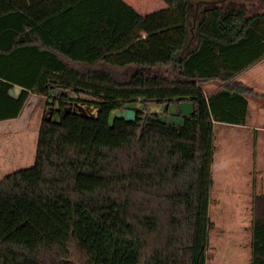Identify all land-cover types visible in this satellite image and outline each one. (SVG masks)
Instances as JSON below:
<instances>
[{"label":"trees","instance_id":"16d2710c","mask_svg":"<svg viewBox=\"0 0 264 264\" xmlns=\"http://www.w3.org/2000/svg\"><path fill=\"white\" fill-rule=\"evenodd\" d=\"M163 1L143 16L124 0H0V121L56 88L88 93L100 109L62 113L60 95L34 165L0 180V264H207L214 126L246 124L249 101L237 82L211 94L202 84L264 59V12ZM197 3L200 44L183 56ZM180 96L195 103L183 126L152 114L139 133L141 112L109 125L133 99ZM252 216L250 264H264V190Z\"/></svg>","mask_w":264,"mask_h":264},{"label":"rangeland","instance_id":"374dc122","mask_svg":"<svg viewBox=\"0 0 264 264\" xmlns=\"http://www.w3.org/2000/svg\"><path fill=\"white\" fill-rule=\"evenodd\" d=\"M233 1L243 3L248 14L264 12V0ZM45 101V98L32 95L22 115L9 121L7 136L0 138V180L14 171L34 165L39 128L45 115L42 103ZM251 132L250 136L254 138L255 134ZM252 138L244 143L247 149L245 147L243 151L239 148L240 141L231 140L228 132L223 131L219 138L221 143L215 158L223 159L228 167L221 169L225 164L217 161L221 166H216L213 172V206L209 213L213 226L209 230L207 264H250L249 193L264 190V143L261 149H254ZM5 139L11 140L5 143ZM239 152L244 157L254 153L255 160L249 157V162L241 163L238 169L233 163Z\"/></svg>","mask_w":264,"mask_h":264},{"label":"crops","instance_id":"0c3cea01","mask_svg":"<svg viewBox=\"0 0 264 264\" xmlns=\"http://www.w3.org/2000/svg\"><path fill=\"white\" fill-rule=\"evenodd\" d=\"M124 1H126L128 4L133 6L143 16H146L150 13L166 8V3L163 0H124ZM213 2L215 3L217 1H213ZM213 2H208V1L203 0L201 1V4H203L201 6H204V5H207L208 3H213ZM223 2L224 1L218 2V4L223 3ZM201 6H200V3H197L196 10L193 16L191 17V23L189 25V33H190L189 39H188L187 46H186L183 56H186L188 53H190L195 48H197L200 44L201 33L199 31V27H200V19L203 16L199 10ZM177 67H178L177 64L170 65L169 67L170 72H173ZM235 82L247 88V91H248V93L246 92V96L249 101V113L247 117V122L244 125H229V124L215 123V126H214L215 146H216L215 152L217 151V149L219 148V144L221 143L219 142V138L221 139L223 131H226L229 133L231 140L240 141L241 147L239 148H241L240 150L242 151L245 147L247 149V146H245L244 143L248 139L252 138L250 136V133H252L251 130L255 134V137L252 138V141L254 143L253 148L261 149L262 148L261 144L264 143L263 141L264 140V136H263L264 134V59L251 65L249 68L241 71L240 73L236 75L235 78L230 79L228 81H223L219 77L212 78V79H206L203 81L202 87L205 90V93L211 94ZM20 91H21L20 87H15L11 90V94L17 97ZM9 121L12 122L13 120L0 121V138L2 137V139L3 137L5 138L7 136L6 127ZM10 140L11 139H5L4 141L6 143V142H10ZM231 154L233 153H230V155ZM251 156H252V159L255 160L256 155H254V153H252V155L248 157H244L239 152L238 155H235V158H234L235 163H233L234 166L237 168L238 166H240L241 163H244V162L248 163L249 162L248 159ZM231 157L232 156H230V158ZM217 161L218 162L221 161L223 164L226 163L223 159H220V158L216 159L214 157L213 172H215L216 166L217 167L221 166L220 164H218ZM257 164L259 163L257 162ZM227 165L228 163L225 164V166L221 167V169H226L228 167ZM238 169H240V167H238ZM256 176L258 180H260V177L258 176V174ZM212 196H213V188H211V192H210L209 212H210L211 207L213 206ZM253 198H254V194L250 192L249 201H248V210L250 212V218H249L250 220H249V226H248L250 229V245H251V240H252L251 229H252V217H253L252 216Z\"/></svg>","mask_w":264,"mask_h":264},{"label":"water","instance_id":"95a60500","mask_svg":"<svg viewBox=\"0 0 264 264\" xmlns=\"http://www.w3.org/2000/svg\"><path fill=\"white\" fill-rule=\"evenodd\" d=\"M67 94L70 99L77 100L78 96L73 90H67L65 88H56L50 91V102L52 103L59 95ZM141 104L136 102H128L124 106V110L115 109L109 118L110 127L114 126L116 119H124L126 122H133L136 120V109L144 111L142 126L139 133L144 129L148 117L151 114H160V121L162 123H170L173 126H183L186 118L193 115L195 112V103L188 96H180L176 98H169L167 102L155 105H147L145 98L141 99ZM69 112V111H67ZM79 114V113H78ZM85 117H93L92 115L80 114Z\"/></svg>","mask_w":264,"mask_h":264},{"label":"flooded vegetation","instance_id":"af4514ba","mask_svg":"<svg viewBox=\"0 0 264 264\" xmlns=\"http://www.w3.org/2000/svg\"><path fill=\"white\" fill-rule=\"evenodd\" d=\"M76 94L78 96L77 100H72L69 98V96L67 94H65L67 96V100H66L67 106H65L62 113H67V111H73L75 113L92 115L93 117H96L98 115V113L100 112L99 111L100 110L99 105L97 104L98 100L92 98L90 95H88V93H85L83 91L82 92H76ZM85 95L90 97V99L86 98ZM59 96L56 97L52 103L50 102V100L42 103L43 108L45 109L44 117H46V118H51V117L58 118V114L60 111H57V110H61V109H60V107H58L59 102H57L56 99L57 98L59 99ZM141 99L142 98L133 99L132 102H136L137 104L140 105L142 103ZM146 103H147V105L159 104V103H148V102H146ZM124 108H125V106H123L122 108H117V109L124 110ZM139 112H141L143 114V117H144V115H145L144 111H140L139 109H136V117H137ZM111 113H110V115H111ZM158 115L160 117V114H158Z\"/></svg>","mask_w":264,"mask_h":264}]
</instances>
